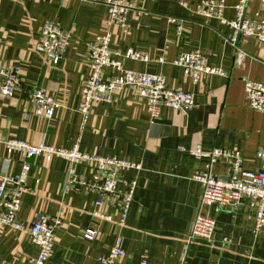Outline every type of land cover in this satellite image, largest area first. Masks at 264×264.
<instances>
[{
	"label": "crops",
	"instance_id": "0c3cea01",
	"mask_svg": "<svg viewBox=\"0 0 264 264\" xmlns=\"http://www.w3.org/2000/svg\"><path fill=\"white\" fill-rule=\"evenodd\" d=\"M186 1L183 7L179 0H138L121 27L105 25L106 7L101 0H0V58L3 64L19 68V83L12 95H0V169L12 174L21 168V152L6 151L8 139L33 145L43 141L66 149L78 144L80 151L91 155L140 164L137 170L115 172L118 195L125 190L124 182L135 183L126 217L119 224L117 202L97 205L101 194L68 182V161L58 156L47 160L42 155L30 159L26 182L31 191L22 195L17 217L29 224L40 214L61 213L48 264H139L142 259L144 264H264V230L252 233L253 208L245 200L235 208L199 207L201 186L193 173L203 169L207 160L189 153L195 144L202 150L237 149L243 169L264 164L254 155L264 148V113L247 105L243 91L247 78L264 82V43L239 37L231 45L228 25L195 13L192 7L199 0ZM236 2L224 0L225 19L233 18ZM255 13L264 15V6L248 0L244 15ZM45 21L71 32L57 64L35 49ZM105 30L109 48L117 54L126 47L147 54L146 61L116 54L123 68L160 74L167 87L191 91L194 105L185 112L161 106L157 118L149 121L144 101L125 86L112 94L110 102L93 104L83 118L78 98L81 79L88 72L87 42ZM236 46L245 53L240 64L234 62ZM195 49L226 76L203 75L191 83L180 67L170 63L180 53ZM102 74L108 75L109 69ZM36 87L45 88L61 102L50 120L25 117L31 108L28 93ZM230 165L228 158L218 156L210 170L224 178ZM92 172L91 164L75 166L76 177L85 181ZM93 210L108 219L93 215ZM197 211L214 219L212 238L187 242ZM86 228L95 229L96 235L85 239ZM117 237L122 256L101 262L99 258ZM37 252L25 230L0 225V264H27Z\"/></svg>",
	"mask_w": 264,
	"mask_h": 264
},
{
	"label": "built area",
	"instance_id": "2783aa9c",
	"mask_svg": "<svg viewBox=\"0 0 264 264\" xmlns=\"http://www.w3.org/2000/svg\"><path fill=\"white\" fill-rule=\"evenodd\" d=\"M86 2H98V0H81ZM248 0H237L234 4V16L225 19L222 14L224 0H199L193 4V11L203 17L216 18L221 23L229 26L231 33L228 42L235 46L239 37H252L260 43H264V15L255 13L251 17L244 15L245 4ZM264 6V0H256ZM106 7L105 25L116 24L124 27L126 15L129 10L138 7V0H101ZM185 7L186 0H179ZM138 12V11H137ZM174 21V18H170ZM180 24H176L177 31ZM71 32L59 27L51 21H45L39 32L35 45L36 51L49 55L51 62L57 64L62 57ZM116 51L109 48V32L95 34L87 42L88 72L83 76L79 85L78 111L84 118L89 108L98 102L108 103L115 91L127 86L132 89L133 95L145 103V109L149 121L157 118L159 108L166 106L172 110L185 112L193 105V93L189 90L170 88L165 85L163 76L150 74L123 68L120 60L115 57ZM244 51L236 46L234 53L235 64H240ZM118 56L134 60H147V54L137 52L131 47H126ZM162 62L163 58H158ZM171 64L180 67L181 72L191 83H196L203 75L226 76L221 68L209 65L206 57L198 50L183 52L170 61ZM108 68L109 74L104 76L103 69ZM19 83V68L16 65H5L0 58V95L9 97ZM243 91L247 105L264 113V82L251 80L243 81ZM31 104L30 110L25 112V117L34 116L50 120L61 107V102L43 87L33 88L28 93ZM8 153L19 150L21 152V168L18 173H9L0 169V225L14 230H25L31 241L37 245L38 252L27 264H48L54 245V228L61 224V213L50 216L40 214L36 219L24 224L17 217V212L24 193L30 192L26 179L30 170V159L42 155L47 160L58 156L70 164L67 172L68 182L94 191L99 195L96 204L102 201L117 202L119 207L118 223L121 224L132 198L134 180L124 182L125 190L118 195L116 193L117 177L115 172L121 168H140L137 162L117 159L115 157L95 156L78 149V144L70 149L40 142L33 145L20 139H8L4 141ZM178 149H182L178 147ZM189 153L195 157H204L207 160L203 169L195 171L193 178L200 183L201 193L199 196V207L217 204L235 208L243 200L252 207L253 225L252 233L264 230V164L260 168L245 170L241 167V154L237 149H222L213 147L202 150L199 144H195ZM255 157L264 159V148L255 151ZM223 156L231 162L229 173L223 178L211 173L210 166L215 158ZM77 164H88L93 167L89 181L76 177L75 166ZM105 195L104 197H102ZM93 215H101L93 210ZM214 219L201 211L192 218L187 230V242L192 238H201L209 241L212 238ZM96 235V230L86 228L82 232L85 239H91ZM227 243L226 237L222 238ZM123 250L120 245V237L115 239L114 244L107 254L101 258V262L108 263L115 258L121 257ZM142 259L139 264H144Z\"/></svg>",
	"mask_w": 264,
	"mask_h": 264
}]
</instances>
